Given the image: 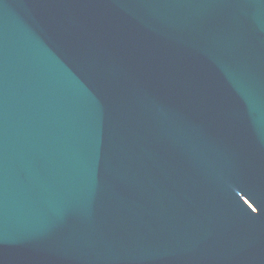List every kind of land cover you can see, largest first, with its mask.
<instances>
[{"label":"water","instance_id":"water-1","mask_svg":"<svg viewBox=\"0 0 264 264\" xmlns=\"http://www.w3.org/2000/svg\"><path fill=\"white\" fill-rule=\"evenodd\" d=\"M0 264H264V0H0Z\"/></svg>","mask_w":264,"mask_h":264}]
</instances>
